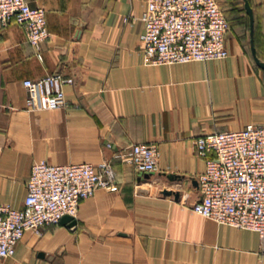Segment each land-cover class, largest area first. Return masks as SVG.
Returning <instances> with one entry per match:
<instances>
[{
  "label": "crops",
  "instance_id": "crops-1",
  "mask_svg": "<svg viewBox=\"0 0 264 264\" xmlns=\"http://www.w3.org/2000/svg\"><path fill=\"white\" fill-rule=\"evenodd\" d=\"M27 1L46 10L50 36L39 59L21 25L0 26V204L23 208L32 165L43 160H111L117 183L81 202L76 225L27 231L0 264H264L257 232L191 210L206 169L195 138L264 124V69L251 49L253 38L264 62V0H248L253 36L239 0L245 23L229 22L228 58L166 65L143 60L147 0ZM55 72L75 80L68 106L27 110L23 81ZM135 143L158 146L155 172L115 157Z\"/></svg>",
  "mask_w": 264,
  "mask_h": 264
},
{
  "label": "built area",
  "instance_id": "built-area-1",
  "mask_svg": "<svg viewBox=\"0 0 264 264\" xmlns=\"http://www.w3.org/2000/svg\"><path fill=\"white\" fill-rule=\"evenodd\" d=\"M139 19L144 27L145 64L206 62L230 55L226 44L230 23L217 0H147ZM130 20V16L125 18V22ZM11 21L24 28L27 41L42 59V44L50 36L46 10L32 7L27 0H0V26ZM74 81L61 72L25 79L26 109L49 111L68 106L65 87ZM195 152L205 160L206 169L198 178L200 199L191 210L218 224L255 231L264 241V124L201 134L195 138ZM159 155L156 144L135 143L115 157L137 172L150 173L157 170ZM116 183L111 160L97 165L35 162L23 208L0 204V259L15 255L27 231L40 235L65 216L76 219L83 200Z\"/></svg>",
  "mask_w": 264,
  "mask_h": 264
},
{
  "label": "water",
  "instance_id": "water-1",
  "mask_svg": "<svg viewBox=\"0 0 264 264\" xmlns=\"http://www.w3.org/2000/svg\"><path fill=\"white\" fill-rule=\"evenodd\" d=\"M244 4H245L244 6L246 9V12L250 17V23H251L250 30H251V36H253V22H254L253 10H252L251 5H250L248 0H244ZM251 49H252V54H253L255 62L257 63L258 66H260L261 68L264 69V62L257 56L253 38L251 39ZM164 193L165 194H173L174 192L165 191ZM174 194H176V193H174ZM61 223L68 224L69 226H74V225H76V220L70 216H65L62 219Z\"/></svg>",
  "mask_w": 264,
  "mask_h": 264
},
{
  "label": "rangeland",
  "instance_id": "rangeland-1",
  "mask_svg": "<svg viewBox=\"0 0 264 264\" xmlns=\"http://www.w3.org/2000/svg\"><path fill=\"white\" fill-rule=\"evenodd\" d=\"M217 1H218L219 5H220L221 9L224 10V11H227V8H229V7H230L229 9H232V6L234 7L235 6V3L236 4L238 3L237 6H239L241 4V2L239 0H217ZM237 14H238V12L236 10L234 13L231 14L230 17L231 18L232 17H235V16H237ZM230 23L232 25V23H236V20H231Z\"/></svg>",
  "mask_w": 264,
  "mask_h": 264
},
{
  "label": "trees",
  "instance_id": "trees-1",
  "mask_svg": "<svg viewBox=\"0 0 264 264\" xmlns=\"http://www.w3.org/2000/svg\"><path fill=\"white\" fill-rule=\"evenodd\" d=\"M238 5V3L236 4L235 3V6L233 7L232 6V9H229V8H227V11H224L223 10V12H224V14H225V16L227 17V19H228V21L229 22H231V20H239V21H242V23L244 22L245 23V19H244V21H243V18H245V17H242L241 16V9H239V6H237ZM242 6H243V2H242V4H241ZM237 10V12H238V14H237V16H235V17H230L231 16V14L232 13H234L235 11ZM242 12H243V10H242ZM231 13V14H230ZM230 18V19H229Z\"/></svg>",
  "mask_w": 264,
  "mask_h": 264
}]
</instances>
